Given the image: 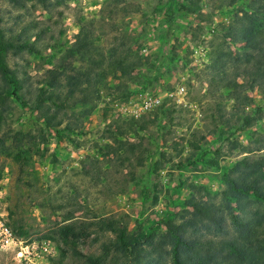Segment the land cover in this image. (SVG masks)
I'll return each instance as SVG.
<instances>
[{
	"label": "rangeland",
	"instance_id": "374dc122",
	"mask_svg": "<svg viewBox=\"0 0 264 264\" xmlns=\"http://www.w3.org/2000/svg\"><path fill=\"white\" fill-rule=\"evenodd\" d=\"M0 27L32 44L0 53L14 239L47 241V264H231L246 227L264 237V0H0ZM144 95L161 103L133 114Z\"/></svg>",
	"mask_w": 264,
	"mask_h": 264
},
{
	"label": "trees",
	"instance_id": "16d2710c",
	"mask_svg": "<svg viewBox=\"0 0 264 264\" xmlns=\"http://www.w3.org/2000/svg\"><path fill=\"white\" fill-rule=\"evenodd\" d=\"M28 35H26L25 30L22 29L20 32L16 34H10L9 36H5L3 33L2 27H0V53L5 52L7 50L13 51V52H21V51H31L32 50V44H28ZM248 40V39H247ZM257 38L248 40L249 46H255L257 45ZM255 43V45L253 44ZM0 67L2 69V72L5 74L7 69L5 65L0 61ZM7 81L10 85H12V95L14 99L26 106L32 105L31 110L33 112L35 111H45L46 107L43 106V95L45 94L44 91H39L32 102L26 103L25 99L22 97H19L15 94V91H17L18 85H17V79L12 77L8 78ZM51 98V97H47ZM57 134V132L55 133ZM244 166L248 165V161L246 159H242L239 161ZM224 182L229 187L230 191L233 193H237L239 195H247L248 193H251L256 186L254 183H249L248 179L240 177L236 179H229L224 177ZM257 184V183H256ZM192 208H197L193 203L189 205ZM234 223L239 226L238 219H234ZM101 224L110 231H118V237L120 240L123 239L124 233L123 230L118 229V227H115V223L113 222H101ZM243 227V225H242ZM246 231L241 233L243 236V240L239 241L240 245L237 243H228V248L231 251L232 255V263L231 264H264V237H260V239H256L254 237V231L248 229V227L245 228ZM176 242L180 246H186V243L184 241L179 240L176 238ZM64 258V251L62 248L59 249V255L57 260L52 261L51 264H59L62 262ZM90 261L93 264H97L95 259H90ZM172 264H185L181 259L177 257L172 258ZM187 264V263H186Z\"/></svg>",
	"mask_w": 264,
	"mask_h": 264
},
{
	"label": "built area",
	"instance_id": "2783aa9c",
	"mask_svg": "<svg viewBox=\"0 0 264 264\" xmlns=\"http://www.w3.org/2000/svg\"><path fill=\"white\" fill-rule=\"evenodd\" d=\"M182 92L183 88L179 87L177 93L182 94ZM160 103L159 95H144L131 112L133 114L149 112ZM3 251H9L11 259L18 264H47V258L51 254L47 241L16 240L9 228L0 220V255Z\"/></svg>",
	"mask_w": 264,
	"mask_h": 264
}]
</instances>
